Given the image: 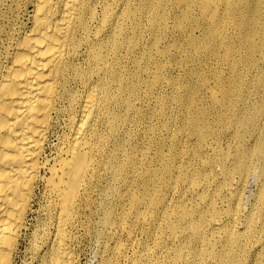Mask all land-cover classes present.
I'll use <instances>...</instances> for the list:
<instances>
[{"label": "rangeland", "instance_id": "374dc122", "mask_svg": "<svg viewBox=\"0 0 264 264\" xmlns=\"http://www.w3.org/2000/svg\"><path fill=\"white\" fill-rule=\"evenodd\" d=\"M152 1L110 2L121 44L109 58L137 83L120 140L123 159L131 156L135 169L116 181L115 193L106 192L113 178L94 184L82 218L80 263L103 264L112 248L125 245L131 253L140 244L160 259L183 256L185 264H218L214 254L234 246L241 264H264V0H161L155 9ZM33 2L8 0L14 37L30 26ZM199 114L204 138L194 131ZM63 124L51 134L47 154ZM158 196L165 201L162 217L148 203ZM108 211L114 230L125 219L126 230L114 238L103 222ZM28 222L30 234L43 220L34 213ZM198 223L201 240L193 235ZM230 237L239 240L230 245Z\"/></svg>", "mask_w": 264, "mask_h": 264}, {"label": "bare ground", "instance_id": "6f19581e", "mask_svg": "<svg viewBox=\"0 0 264 264\" xmlns=\"http://www.w3.org/2000/svg\"><path fill=\"white\" fill-rule=\"evenodd\" d=\"M160 1L153 0L150 7L159 8ZM110 2L34 0L30 26L14 37L8 0H0V264H81L77 248L94 184L101 176L113 178L115 183L106 192L115 193L116 181L135 169L131 156L123 159L120 140L137 83L125 79L109 58L121 44L119 34L115 35L117 12L115 17L110 13ZM201 118L199 114L194 131L204 138ZM61 121L66 130L57 132L59 143L47 154L51 134ZM241 154L240 167L246 163ZM156 175L146 177L145 184ZM162 199L148 198L160 217L165 207ZM131 203L136 209L140 199L134 196ZM34 213L43 222L28 234L29 216ZM182 215L189 218L191 212L183 210ZM111 216L106 212L103 222L109 226L107 236L114 238L126 225L122 218L114 230ZM192 229L196 239H203V225ZM238 240L230 237L227 242L234 245ZM135 247L128 253L127 246L118 245L102 263L187 261L183 256L160 259L153 248ZM235 249L216 252L214 258L218 264H241Z\"/></svg>", "mask_w": 264, "mask_h": 264}]
</instances>
